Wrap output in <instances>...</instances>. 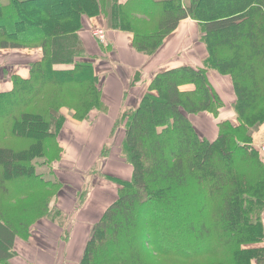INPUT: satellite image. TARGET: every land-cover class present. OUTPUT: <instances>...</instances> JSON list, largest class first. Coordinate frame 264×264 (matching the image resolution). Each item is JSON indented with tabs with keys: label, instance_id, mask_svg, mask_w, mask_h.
Masks as SVG:
<instances>
[{
	"label": "trees",
	"instance_id": "1",
	"mask_svg": "<svg viewBox=\"0 0 264 264\" xmlns=\"http://www.w3.org/2000/svg\"><path fill=\"white\" fill-rule=\"evenodd\" d=\"M44 1L0 0V49L42 50L28 77L11 74V89L0 92V264L17 255L16 238L27 240L36 221L63 226L64 121L108 111L94 68L102 55L88 53L79 36L83 15L130 33L147 56L190 19L207 57L157 72L137 103H124L101 155L127 162L131 176L103 174L119 187L78 264H264V158L251 144L264 126V0H59L51 9ZM211 69L232 79L238 124L218 122L208 139L189 116L217 117L225 105ZM142 76L134 70L129 89ZM89 188L75 195L77 210ZM69 235L70 226L60 238Z\"/></svg>",
	"mask_w": 264,
	"mask_h": 264
},
{
	"label": "crops",
	"instance_id": "2",
	"mask_svg": "<svg viewBox=\"0 0 264 264\" xmlns=\"http://www.w3.org/2000/svg\"><path fill=\"white\" fill-rule=\"evenodd\" d=\"M126 1L119 0L121 3ZM81 21L82 29L79 31V36L87 52L97 56L102 55L101 58L95 61L94 68L101 79V97L107 105L108 111L107 113L99 114L93 110L89 113V120L83 122H77L68 117L58 134L57 140L63 149L60 164L59 162L57 164L59 168L58 177L64 187L59 191V197L57 198L60 201V196H62L60 194H65L70 200L71 204L66 209V212L64 208H61L66 214L69 213L70 235L66 242H59L58 238L60 239V237H56L55 244L52 242L51 244L47 243L49 246L38 245V242L34 243V256L37 251H50L51 258L45 264H78L94 220L100 216L104 207L116 195V193L115 195L113 194L112 187L108 185H91L83 205L76 211L74 206H72V204L75 205L77 202V199L75 201V195L82 190L86 183L84 175L89 174L94 167L93 165L101 154L103 146L112 144L111 130L124 103L128 105L137 103L145 92L149 81L157 72L185 64L202 66V61L207 57L204 44L197 39V24L190 19L181 21L177 29L165 38L161 47L151 56L136 52L132 47V35L128 32L108 29L101 15L92 17L83 15ZM96 28L106 30L109 44H100L95 39L92 32ZM41 57L42 50L39 47L31 49H0V92L11 89V74H16L22 78L28 77L30 64L40 60ZM5 70L8 72L6 75L4 74ZM134 70H141L143 73L142 79L145 81L139 82L134 88L129 89V82ZM208 74L211 83L224 100L225 105L220 108L217 117L201 112L196 115H190L189 119L205 137L213 139L217 134L218 122L230 120L233 125H237L238 120L232 107L236 97L231 77L229 75H221L213 69L209 70ZM127 91L128 93H126ZM92 123L93 125H91ZM97 127L104 128L105 132L99 142L100 149L96 157L89 152L78 153L76 149L78 145L76 141L77 134L81 133L79 135L83 136L82 133L89 132ZM263 127L261 126L253 133L251 144L257 146L262 140ZM88 136L89 134L87 133L85 137ZM65 153L70 155L71 165L64 162L63 155ZM89 155L94 158V161L91 158L87 159ZM116 160L112 155L107 157L106 164L111 168V171L107 169V174L128 180L131 176V167ZM119 160L125 162L121 159ZM79 164L83 166L78 167ZM262 221L264 226V213ZM16 244L17 241L15 240L14 246ZM262 245L264 246V242ZM33 260L37 261L36 264L40 263L35 257Z\"/></svg>",
	"mask_w": 264,
	"mask_h": 264
},
{
	"label": "rangeland",
	"instance_id": "3",
	"mask_svg": "<svg viewBox=\"0 0 264 264\" xmlns=\"http://www.w3.org/2000/svg\"><path fill=\"white\" fill-rule=\"evenodd\" d=\"M59 1V0H45V6H47L48 8H52L54 4V2ZM8 2V0H1L2 4H6ZM60 13V11L57 9L56 14L58 15ZM229 32L226 31L224 32L221 36H225L228 37L229 36ZM20 49V48H18ZM97 112V111H94ZM98 113V112H97ZM99 114H103V113H99ZM89 120V116L86 120L84 121H88ZM83 122V121H82ZM89 123V122H87ZM93 125V123L91 124ZM89 126V124H88ZM104 128L101 127H97L92 129L89 132H85L82 133L83 136L79 135L81 133L77 134V152L78 153H91L92 155H95L99 152L100 146H99V142L101 141V139L104 136ZM89 134L88 137H85L86 134ZM92 137V138H91ZM111 140H113L111 138ZM110 145V144H109ZM112 154V152H111ZM64 158V162L67 163L68 165H71L70 163L71 161V157L69 154L65 153L63 155ZM91 155H89L87 157V159H90ZM111 158V157H110ZM92 161H94V158H91ZM106 159L107 157L103 156V155H99L97 157L96 162L94 163V169L92 170L93 172H89V174H83L84 177L86 178V183L84 185L83 189H87L89 186L91 187V185H95V186H110L112 187V192L115 195L116 190L118 189V185L114 182H111L109 179L105 178L103 176V174H107L108 170L111 168L110 166H107L106 164ZM111 160V159H109ZM87 161V160H86ZM116 161H119L121 163H125L127 164V162H122L119 159H117ZM60 164V161H59ZM83 165L79 164L78 167H82ZM43 168H40L39 171H42ZM123 175V173H122ZM90 189V188H89ZM81 190V191H82ZM63 191H65V189H63ZM65 193V192H64ZM62 196H60V201L59 198H57V203L56 205L61 209L64 208L65 212L66 209L69 208L70 206V200L67 198L68 196L65 194H60ZM59 197V195L57 196ZM75 201H76V197H75ZM75 203V202H74ZM109 203V202H108ZM72 206H74V209L77 210V207H75V205L72 204ZM63 211V209H61ZM75 210V211H76ZM64 211V215L66 216L65 219L63 220V226L62 224H58L52 221H49L45 218H42L38 221H36L32 226H31V233H30V238L26 239H22V238H16L17 244L16 246H14L15 251L17 253V255L15 257H13L10 261L9 264H36L37 261L33 260L34 257L40 261L39 264H45L49 261V259L51 258V253L49 250H44V251H37V253L34 256V251H33V246L35 242H38V245L43 244L45 246H49V244L47 243H54L56 242V237H60L61 234L63 233V228H66L68 226H70V216L68 214H66ZM32 238V239H31ZM59 242H62V239L58 238ZM37 250V249H36Z\"/></svg>",
	"mask_w": 264,
	"mask_h": 264
},
{
	"label": "built area",
	"instance_id": "4",
	"mask_svg": "<svg viewBox=\"0 0 264 264\" xmlns=\"http://www.w3.org/2000/svg\"><path fill=\"white\" fill-rule=\"evenodd\" d=\"M93 34L101 41L106 43V34L103 29L96 28L93 31ZM258 149L261 151L262 156L264 157V130H263V135H262V140L258 144Z\"/></svg>",
	"mask_w": 264,
	"mask_h": 264
}]
</instances>
